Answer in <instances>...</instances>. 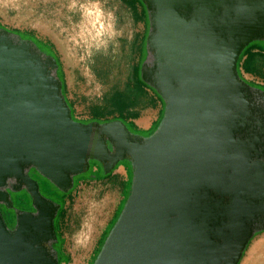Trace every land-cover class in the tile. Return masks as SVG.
Here are the masks:
<instances>
[{
    "label": "water",
    "instance_id": "obj_1",
    "mask_svg": "<svg viewBox=\"0 0 264 264\" xmlns=\"http://www.w3.org/2000/svg\"><path fill=\"white\" fill-rule=\"evenodd\" d=\"M150 60L142 80L163 99L154 133L121 120L81 123L57 60L0 28V264H60L55 220L34 169L69 193L91 162L133 167L130 196L94 264H240L264 232V91L239 60L264 40V0H142ZM26 190L34 211L11 228L1 205Z\"/></svg>",
    "mask_w": 264,
    "mask_h": 264
},
{
    "label": "rangeland",
    "instance_id": "obj_2",
    "mask_svg": "<svg viewBox=\"0 0 264 264\" xmlns=\"http://www.w3.org/2000/svg\"><path fill=\"white\" fill-rule=\"evenodd\" d=\"M127 1L0 0V28L43 43L51 42L55 46L65 82L63 93L72 107L73 118L81 123L123 121L119 118L121 113L125 120L139 119L149 114V109L155 108L158 101L153 88L141 94L135 88L134 69L139 72L143 63L150 60L144 39L149 33L150 21L147 16H137ZM87 3L100 8L103 22L93 28L92 23H88L81 29L83 7ZM138 9H142L141 4ZM253 44L257 50L250 63L254 75L241 70V77L252 87L262 89L264 40ZM162 105L163 118V101ZM145 122L147 119L139 121L140 124ZM160 123H156L149 133L142 129L130 130L147 137ZM99 166L100 169L97 166L78 176L64 201L58 227L62 240L59 247L64 257H61L62 264H94L100 247H103L130 196L133 182L131 163L122 161L108 178H103L104 167ZM96 175L100 176L96 178ZM35 176L44 180L39 174ZM30 198L26 192H17L13 196L15 208L3 211L11 228L17 211H29L27 203L31 202ZM260 238H264L263 232L254 238L251 245Z\"/></svg>",
    "mask_w": 264,
    "mask_h": 264
},
{
    "label": "trees",
    "instance_id": "obj_3",
    "mask_svg": "<svg viewBox=\"0 0 264 264\" xmlns=\"http://www.w3.org/2000/svg\"><path fill=\"white\" fill-rule=\"evenodd\" d=\"M139 4H141L142 5V9L139 11V9H138V5ZM127 5L133 10V12L137 15V16H140V17H144V16H147V17H149V15H148V11H147V8H146V6H145V4L142 2V0H128L127 1ZM139 14V15H138ZM14 33H16V32H14ZM17 34H19V35H21L23 38H25V39H31V40H33L37 45H38V47L45 53V54H47V55H51V56H53L56 60H57V63H58V65H59V69H58V75H59V77H60V79L62 80V82H63V89H64V87H65V82H64V80H63V78H62V76H61V69H62V66H61V62H60V59H59V57L57 56V54H56V52L54 51V48H55V46L51 43V42H46V43H43V42H41V41H39L38 39H34V38H29V37H26L25 35H22V34H20V33H18L17 32ZM148 36V35H147ZM147 36H145V41H146V38H147ZM254 49H256V45L255 44H250L245 50H244V52H243V54H242V56L240 57V60H239V64H238V68H239V73H240V75H241V70H243L245 73H247V74H252V75H254L253 74V68H252V65L250 64L251 62H252V58L255 56L253 53H252V50H254ZM258 51H260V49L258 50ZM243 58H244V62L242 63V60H243ZM246 62H248V63H246ZM241 64V65H240ZM247 64V65H246ZM245 65H246V67H245ZM133 76H134V78H135V88H136V90L141 94V93H144L146 90H152V88L149 86V85H147L143 80H142V78H141V69H140V71L138 72L137 71V69L135 68L134 69V72H133ZM260 88H262L263 90H264V85L262 86V87H260ZM153 91H154V89H153ZM157 95H158V97L161 99V101H163V99H162V97L156 92V91H154ZM164 102V101H163ZM165 104V103H164ZM71 107V106H70ZM72 108V107H71ZM164 111H165V107H164ZM96 114H98V113H96ZM119 118H121L122 120H123V122L128 126V128L129 129H132V130H138V127L136 126V124L133 122V120L135 119H128V120H125V119H123L122 118V113L119 115ZM161 118H162V116H161ZM161 118H160V120L158 121V123H160V121H161ZM75 119V118H74ZM153 129V128H152ZM151 129V130H152ZM151 130H149V131H145V132H150ZM98 162H96V161H92L91 162V168H90V171H92L94 168H96L97 166H98ZM121 163H119V165H120ZM118 165V166H119ZM118 166L116 167V169L118 168ZM103 169V168H102ZM115 169V170H116ZM34 170V169H33ZM35 171V170H34ZM36 172V171H35ZM99 172V171H98ZM113 173V171L110 173V174H112ZM36 174H38L37 172H36ZM110 174H108V175H102L103 176V178H108L109 177V175ZM40 175V174H39ZM41 176V175H40ZM100 176V175H99ZM99 176H97L96 175V178H98ZM42 177V176H41ZM78 177V176H77ZM77 177H75V183H76V180H77ZM42 178H44V177H42ZM45 180V181H44ZM44 183H43V187H42V189H41V192H42V194L45 196V197H47V198H49V199H51V200H53V201H55L56 203H58V204H60V205H62V207L60 208V210H59V213H58V215H57V218H56V220H55V226H56V232H57V236H58V242L54 245V247H55V249L58 251V253H59V259H60V264H62L63 262H61V257H63V254H62V252H61V248L59 247V245L60 244H62V240H61V237H60V234H59V221H60V219L62 218V214H63V208H64V201L66 200V198L70 195V193H71V191L69 192V193H64V192H62V191H60L59 189H57L49 180H47V179H45L44 178ZM16 194V193H15ZM12 195V194H11ZM17 197H19V195L17 196ZM31 197V196H30ZM51 197V198H50ZM53 198V199H52ZM55 199V200H54ZM32 200V199H31ZM21 201L23 202V198H21ZM28 204V206L30 205V203H27ZM1 210H2V212L3 211H6V210H8V208L7 207H5V206H3V205H1ZM11 211V210H10ZM3 214H4V212H3ZM4 217H5V215H4ZM118 217V216H117ZM6 219V218H5ZM117 219V218H116ZM14 220H15V223H16V215H15V218H14ZM7 221V220H6ZM115 222V221H114ZM8 223V222H7ZM9 225V224H8ZM14 226H15V224H14ZM13 226V227H14ZM12 227V228H13ZM107 236V235H106ZM106 238V237H105ZM105 238H104V241H105ZM107 239V238H106ZM104 241H103V243H104ZM103 243H102V245H103ZM101 247H100V249H99V251H101ZM99 251H98V253H99ZM99 255V254H98ZM64 258V257H63ZM96 258H97V256H96Z\"/></svg>",
    "mask_w": 264,
    "mask_h": 264
},
{
    "label": "bare ground",
    "instance_id": "obj_4",
    "mask_svg": "<svg viewBox=\"0 0 264 264\" xmlns=\"http://www.w3.org/2000/svg\"><path fill=\"white\" fill-rule=\"evenodd\" d=\"M84 20L80 26L85 28L88 23H92V28L103 22V14L99 7H95L93 3H87L83 7ZM241 264H264V238L256 240L245 256Z\"/></svg>",
    "mask_w": 264,
    "mask_h": 264
},
{
    "label": "crops",
    "instance_id": "obj_5",
    "mask_svg": "<svg viewBox=\"0 0 264 264\" xmlns=\"http://www.w3.org/2000/svg\"><path fill=\"white\" fill-rule=\"evenodd\" d=\"M60 50V49H59ZM255 51L257 50H252V53H254ZM61 52V50H60ZM62 53V52H61ZM63 55V53H62ZM64 57V56H63ZM149 90V89H148ZM156 99H158L157 102H155V108H150L149 109V114L147 113L146 115L142 116L141 118L139 119H134L133 122L136 124V126L138 127V129H142L144 131H149L151 130L156 123H158V121L160 120L161 118V112L163 110V105H162V101L160 98L156 97ZM147 111V110H146ZM153 112V113H151ZM144 120V119H147V122L143 123V124H140L139 121L140 120Z\"/></svg>",
    "mask_w": 264,
    "mask_h": 264
},
{
    "label": "flooded vegetation",
    "instance_id": "obj_6",
    "mask_svg": "<svg viewBox=\"0 0 264 264\" xmlns=\"http://www.w3.org/2000/svg\"><path fill=\"white\" fill-rule=\"evenodd\" d=\"M129 163H130V161L129 160H127ZM99 165H101V164H98V167H99V169H100V166ZM29 175H30V177L31 178H33L34 180H36V181H38L39 182V184H40V188L42 189V187H43V183H44V181L42 180V179H38L35 175H36V172L33 170V169H31L30 171H29ZM23 192H26V193H28L26 190H22ZM43 192V191H42ZM29 194V193H28ZM15 195V193H12V200H13V196ZM51 198V197H50ZM31 199V198H30ZM53 199V198H52ZM55 200V199H54ZM13 203H14V206H15V201L13 200ZM29 209V211H34V209H33V207H32V200H31V202H30V205H29V207H28ZM14 215V214H13ZM14 218H15V216H13ZM264 233V232H263ZM254 240V239H253ZM251 245V244H250ZM250 245H249V247H250ZM249 249V248H248ZM244 258H245V256H244ZM243 258V259H244ZM243 261V260H242ZM242 261H241V263H242ZM240 263V264H241Z\"/></svg>",
    "mask_w": 264,
    "mask_h": 264
}]
</instances>
